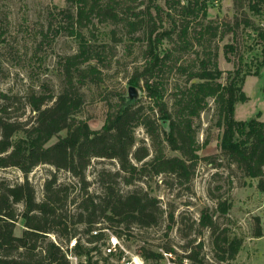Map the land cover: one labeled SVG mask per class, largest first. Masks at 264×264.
Wrapping results in <instances>:
<instances>
[{
	"label": "trees",
	"instance_id": "trees-1",
	"mask_svg": "<svg viewBox=\"0 0 264 264\" xmlns=\"http://www.w3.org/2000/svg\"><path fill=\"white\" fill-rule=\"evenodd\" d=\"M65 2L75 6V12L60 9L58 14L63 16L68 34L77 41V49L59 62L63 78L60 91L55 94L43 87L23 95L0 93V170L15 168L23 175V180L15 183L0 178V264H69L61 246L48 237L54 235L68 244L79 234L80 226L84 227L86 243L92 244L103 239V229L112 230L119 238L128 234L133 226L149 228L157 225L165 213L158 200L141 189L122 193L116 187L117 179L129 185L148 175H168L180 185L190 183L199 160L197 151L201 148L195 138L193 123L207 107L208 99L213 100L216 124L221 129L220 155L235 165L244 177L255 179L256 189L264 195V122L258 119L259 113L247 120L234 118L235 104L247 101L242 90L243 75L239 71L228 72L222 83V71L211 60H201L196 68L178 67L179 75L185 74L186 78L183 87L176 84L173 88L169 110L164 97L166 86L159 79V73L170 54L167 50L157 51V47L163 39L172 40L174 27L157 33L153 40L155 29L148 31L144 65L129 78L130 86L144 90L148 99L146 105L137 98L120 95L115 103H107L104 122L97 130L77 118L85 103L82 88L87 84L99 85L103 76L101 67H106L112 58L111 53L107 55V44L90 43L82 30L91 23L93 14L113 23L121 19L115 13L113 0H108L103 7L97 0ZM181 2L165 0V5L169 10L179 8L183 18L194 19L199 13L206 18L208 0H185L182 5ZM262 3L264 0H250L248 8L258 13ZM156 10L158 15L160 8L156 7ZM142 22L125 20L127 33L139 30ZM188 24L186 22L176 33L182 43L180 49L184 51L191 44L187 39ZM197 34V38L207 35L210 40L217 36L218 27L209 22ZM260 36L264 38V33ZM263 65L264 47L259 62L260 67ZM257 75L258 70L254 73ZM163 124H166L164 129ZM137 127L143 128L153 147V157L148 161H145L149 155L145 146L137 147L131 154ZM63 131L64 136H59ZM54 137L56 140L50 143ZM166 146L179 156H166ZM130 154L135 162L131 161ZM95 158L114 160L119 167L114 173L102 171L101 175L107 180L101 179L102 193L99 195L89 194L85 182V171ZM40 165L68 172L80 184L78 195L70 197L69 185L57 183L55 175H51L44 181L42 197L37 200L28 174ZM229 208L227 201L218 200L215 210L224 215ZM168 217L172 219L171 214ZM19 220L23 229L21 235L16 236L14 230ZM99 220L107 226L92 234ZM198 225L212 234L217 228L207 210L200 212ZM220 234L214 239L213 246L217 259L220 262L233 260L242 239L230 238L224 231ZM261 236L257 229L254 237ZM201 247L202 244H198L199 250ZM95 249V246L82 245L79 237L72 246L76 255L87 259ZM149 254L146 259L160 258V255ZM197 254L186 257L193 264H202Z\"/></svg>",
	"mask_w": 264,
	"mask_h": 264
},
{
	"label": "rangeland",
	"instance_id": "rangeland-1",
	"mask_svg": "<svg viewBox=\"0 0 264 264\" xmlns=\"http://www.w3.org/2000/svg\"><path fill=\"white\" fill-rule=\"evenodd\" d=\"M97 1L102 7L108 3V0ZM113 1L115 13L121 19L119 22L113 23L93 14L91 23L82 30L90 43L107 44V55L111 53L112 58L106 67H101L102 82L82 88L85 103L77 118L85 120L91 129H99L108 110L107 103H115L120 95L128 97L129 78L144 65L148 31L155 29L153 40L157 33L174 27L172 40L163 39L157 47V51L167 50L170 54L159 73V79L166 86L164 97L169 110L173 88L176 84L183 87L186 78L176 69L196 68L201 60H211L222 71V83H225L228 72L239 71L243 75L242 90L247 101L235 104L234 118L247 120L259 113L258 119L264 122V65L259 66L264 47V38L260 36L264 33V3L260 4L259 12L254 13L248 8L250 0H208L206 18L203 19L199 13L193 19L183 18L179 8L169 10L165 0ZM184 3L182 0L181 5ZM156 7L160 8L158 15ZM60 9L75 12V6L65 0H0V93L23 95L43 87L55 94L60 91L63 78L59 62L77 49V41L68 34L65 20L58 14ZM125 20H142V27L128 34ZM186 22L189 23L187 39L191 44L184 51L180 49L182 43L176 33ZM209 22L218 27L217 36L210 40L207 35L197 38L198 31ZM60 26L63 28L59 29ZM256 70L258 75L254 76ZM135 93V98L142 104L148 103L142 88H136ZM216 123L215 106L213 100L208 99L207 107L193 123L195 138L201 148L197 151L199 160L190 183L180 185L168 175H148L135 179L129 185L117 179L116 187L122 193L141 189L158 200L165 213L157 225L149 228L133 226L128 234L119 238L112 230L103 229V239L92 244L86 243L87 236L82 232L84 227L80 226L76 238L79 237L82 245L96 248L89 259L72 251L76 238L68 244L54 235H49V240L61 246L65 256L75 257L77 264H134V259L141 264H193L186 255L194 253H198L202 264H264V195L256 189L255 179L244 177L235 165L220 155L221 129ZM162 127L164 129L166 124ZM64 134V131L60 132L59 136ZM135 137L131 154L137 147L145 146L149 151L145 161L150 160L153 147L143 128H136ZM55 140L56 137L52 138L50 143ZM205 141L206 144L202 145ZM131 154L130 159L135 162ZM165 155L179 156V153L166 146ZM102 171L114 173L119 171V167L114 160L92 159L85 171L89 194L102 193L101 179L107 180L101 175ZM51 175H55L57 183L69 185L70 197L78 195L80 184L68 172L40 165L28 174L37 200L42 197L44 181ZM0 178L15 183L21 182L23 175L15 168H7L0 170ZM218 200L230 204L224 215L215 210ZM202 210L213 216L217 227L214 234L198 225ZM168 214L172 215L171 220ZM94 226L98 232L107 223L99 220ZM22 229V221L19 220L14 234L20 236ZM257 229L262 234L258 238L254 237ZM223 231L230 238H241L242 245L233 260L220 262L213 246L214 239ZM112 243H116L115 246ZM198 244H202L200 250ZM149 253L160 255V258L146 259Z\"/></svg>",
	"mask_w": 264,
	"mask_h": 264
},
{
	"label": "water",
	"instance_id": "water-1",
	"mask_svg": "<svg viewBox=\"0 0 264 264\" xmlns=\"http://www.w3.org/2000/svg\"><path fill=\"white\" fill-rule=\"evenodd\" d=\"M136 88L135 87H133V86H130L129 88H128V97L129 98H135V96H136Z\"/></svg>",
	"mask_w": 264,
	"mask_h": 264
},
{
	"label": "built area",
	"instance_id": "built-area-1",
	"mask_svg": "<svg viewBox=\"0 0 264 264\" xmlns=\"http://www.w3.org/2000/svg\"><path fill=\"white\" fill-rule=\"evenodd\" d=\"M96 232H97V231L95 230V231L92 232V234H96ZM112 244H113V246H115L116 243H112ZM73 245H74V243H73ZM73 245H72V246H73ZM66 257H67L68 260H69V264H77V263H76V258H75V257L67 256V255H66Z\"/></svg>",
	"mask_w": 264,
	"mask_h": 264
},
{
	"label": "bare ground",
	"instance_id": "bare-ground-1",
	"mask_svg": "<svg viewBox=\"0 0 264 264\" xmlns=\"http://www.w3.org/2000/svg\"><path fill=\"white\" fill-rule=\"evenodd\" d=\"M134 264H141L140 261L138 259H134L133 261Z\"/></svg>",
	"mask_w": 264,
	"mask_h": 264
}]
</instances>
